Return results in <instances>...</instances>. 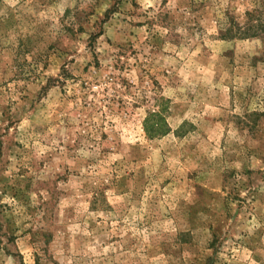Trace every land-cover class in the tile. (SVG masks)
Here are the masks:
<instances>
[{"label":"rangeland","instance_id":"obj_1","mask_svg":"<svg viewBox=\"0 0 264 264\" xmlns=\"http://www.w3.org/2000/svg\"><path fill=\"white\" fill-rule=\"evenodd\" d=\"M252 11L0 0V264H264V33H220Z\"/></svg>","mask_w":264,"mask_h":264},{"label":"trees","instance_id":"obj_2","mask_svg":"<svg viewBox=\"0 0 264 264\" xmlns=\"http://www.w3.org/2000/svg\"><path fill=\"white\" fill-rule=\"evenodd\" d=\"M253 13L255 12H247V18L242 24L232 22L221 27L222 38H248L262 35L264 33L262 23L253 18L255 15ZM162 113V111L150 113L144 120V130L149 138L164 135L169 131L166 119Z\"/></svg>","mask_w":264,"mask_h":264}]
</instances>
